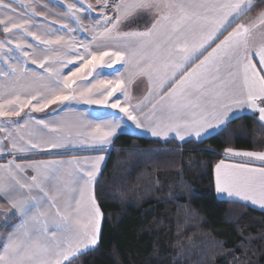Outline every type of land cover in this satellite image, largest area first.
I'll use <instances>...</instances> for the list:
<instances>
[{"label": "snow or ice", "instance_id": "1", "mask_svg": "<svg viewBox=\"0 0 264 264\" xmlns=\"http://www.w3.org/2000/svg\"><path fill=\"white\" fill-rule=\"evenodd\" d=\"M77 2L67 4L64 12L75 27L65 23L50 30L36 23L33 5L24 4L26 11L17 13L10 0H0V26L6 34L21 37L15 44L20 55H13L8 47L11 40L0 41V59L7 65V70L0 69V78L8 81L0 86V118H8L0 123V132H5L0 153L7 151L14 157L0 164V195L14 210L13 216L20 217L0 243V264H71L70 258L99 242L103 213L94 182L103 156L85 161L90 163L88 168L75 160L15 161L17 155L74 144L70 137L79 121L59 115L75 112L73 101L119 109L139 128L141 121L135 113L141 105L130 104L125 85L145 76L149 82L146 99L155 101L148 117L153 137L167 139L174 133L180 141L191 135L199 138L224 125L234 109L258 112L264 122V43H251L257 24L238 23L255 7L253 0H105L86 42L76 40L73 33L79 29L78 14L90 11L91 5L77 7ZM108 9L114 15H108ZM139 13L151 14L150 26L122 31L121 26L142 19ZM258 21L264 27V12ZM28 61L42 71L30 70ZM118 62L124 71L114 70L109 78L103 69ZM117 92L123 95V105ZM53 105L57 108L49 114L51 118L31 115ZM12 117H21L23 122ZM9 124L15 132L8 130ZM120 127L116 120L89 123V145L103 150ZM225 155L245 162L221 160L216 165L217 193L264 208V166L247 162L264 165V152L227 148Z\"/></svg>", "mask_w": 264, "mask_h": 264}, {"label": "trees", "instance_id": "2", "mask_svg": "<svg viewBox=\"0 0 264 264\" xmlns=\"http://www.w3.org/2000/svg\"><path fill=\"white\" fill-rule=\"evenodd\" d=\"M227 148L264 151L257 114L200 141L118 134L95 184L100 241L71 264H264V211L216 194Z\"/></svg>", "mask_w": 264, "mask_h": 264}, {"label": "crops", "instance_id": "3", "mask_svg": "<svg viewBox=\"0 0 264 264\" xmlns=\"http://www.w3.org/2000/svg\"><path fill=\"white\" fill-rule=\"evenodd\" d=\"M73 1H75V0H73ZM73 1L68 0V3L69 4L73 3ZM85 1L87 4L85 6L81 5L79 7L87 8L88 5H91V8L93 10H95V12H96L94 14V16H92V17L89 16V11L84 12V15L82 17L83 23L85 24L84 26L86 27V30L88 31V28L91 25H93L94 23L96 25L97 18H99L102 15L101 8L103 7L105 0H94V1L91 0V3H89L88 0H85ZM256 1L257 0H253V3L255 4ZM108 2L111 3L112 0H108ZM36 3L38 4V6H37L38 8H41V4H44L45 7H47V5H48V8L50 9L51 5H56L57 0H37ZM40 10H42V9H40ZM107 11H108V15H114V13L110 9H108ZM261 12H264V9L257 11L255 13H249L248 12L238 21V23L246 24V25L252 24V23L257 24V28L253 31V36H252V40H251V43L255 46H259L261 43H264V27H261L259 25V21H258V16ZM138 16L142 17V19H137L136 22L130 23L127 26H121V30L122 31L144 30L145 27L150 26L151 18H152L150 13H139ZM233 27H235V24L233 25ZM229 31H231V29H229ZM226 34L227 33H225V35ZM91 36H92V34H89L88 32H86L85 34L81 35V40L86 42V41L91 39ZM220 38L223 39L222 36ZM218 42L219 41H217V43ZM201 59H202V57H201ZM258 60H259L258 56L254 55L253 62L256 63L257 67L259 68L261 66L258 63ZM197 63H198V61H197ZM111 69H113V71L118 69L119 71L123 72L124 71L123 63L118 62L117 64H114ZM114 74H115V72H114ZM125 87L127 89L130 104L133 106H135L137 104L141 105L138 112L135 113L136 115H138V117L141 121V125H142L141 127L137 128L135 123L131 120H128L127 116H125L124 113L120 112L119 109H113L107 105H95V104L89 105V104L84 103L83 101H73L72 107L75 109V112H60L59 115L60 116H67V118H69V119L79 121L80 126H78L77 128H74L72 130V136L70 137L74 141V144L72 146H70L68 148H64V149L45 150L43 152L25 153V154L17 155L15 157L16 163H28V162H32V161H48V160H64V161L75 160V161L80 162V167L88 168V167H90V163H85V161L90 162V161L95 160V158L98 156H103L104 159L100 163V170L97 173L96 180L94 182V189H95L96 181H97V179H98V177H99V175H100V173L104 167V164L107 160L108 154H109L110 150L114 147L115 138L117 137L118 134H120L122 132H129V133H133V134H137V135L149 136V137L157 138V139H161V140H168V139L173 138V139H176L179 143H183V142H186L188 140H197V141L203 140V139L207 138L208 136L218 132L220 129H222L228 121H230L233 118H236L242 114H245V113H255V114H257V116L259 118V113L255 112L251 109H248V108L234 109L230 113L229 119L226 121V123L224 125H221L218 128L214 127L212 129H209L207 132L203 133L199 138H197L195 135H191V136L186 137L184 141H180L178 138L175 137L174 133H170L169 136L167 137V139L161 138V137H153L151 135V132L149 131V125H151L152 120L148 117H149V113L151 112V109H152V103H155V101L154 100L149 101L148 99H146V97H148V92H149V82H148L147 77H145V76L134 77L125 85ZM116 96H118L120 98V102L123 105L124 99H123L122 93L117 92ZM111 102L112 101H110V103ZM53 108H57V106L53 105L50 108L46 109L44 112H35V113H31V115L33 117H35L36 119L51 118L49 116V114L52 113ZM25 112H29V109H25ZM21 117H24V113L21 114ZM21 117H12L11 119L20 121L22 123L23 121L21 120ZM24 118L26 119L27 117H24ZM7 119L8 118H0V123L6 122ZM105 120L119 121L121 124V127L117 130V134L114 137H112L111 144L104 146L103 150H100L99 148L91 147L89 145V141H90L91 137L88 134L89 130L87 128V125L89 123H92V124L101 123ZM262 123L264 124V122H262ZM7 127H8L9 131H13V132L16 131V129L13 125L9 124ZM4 136H5V132H0V139H2ZM81 140H83L84 142L81 143L80 142ZM4 143H5L6 147L9 146L7 140H5ZM232 149L234 151H242V152L243 151L264 152V151H253V150H246V149H234V148H232ZM12 159H14V157L10 153H8L7 151L0 153V164H6L8 162V160H12ZM221 160L225 161L226 164L245 162V160L243 158L226 156L225 152H224L223 158L220 159L214 166V175H215L216 165L218 163H220ZM247 162L250 163L252 166H255V167L264 166L259 161L252 160V161H247ZM65 167L67 168L69 166L65 165ZM2 174L3 173L0 172V175H2ZM31 174L32 173L29 170L27 172V175L30 176ZM216 194L221 199L241 201L235 197L229 198V197H227L226 194H219V193H217V191H216ZM95 196H96V194H95ZM241 202H245V201H241ZM97 203H98V201H97ZM245 203H248L257 209L264 211V208H260L258 205H253L250 202H245ZM100 210H101V208H100ZM13 211L14 210H12L10 208V206H9L7 200L4 198V196L0 195V243L5 241L7 234L10 231H12L13 227L20 222V217L18 215L13 216ZM101 212H102V210H101ZM103 220H104V214H103V219L101 222V231H102ZM99 241H100V239H99ZM96 246H94V247H96ZM94 247H90L88 250H90ZM75 257H72L70 259H73ZM65 263H67V262H65Z\"/></svg>", "mask_w": 264, "mask_h": 264}, {"label": "rangeland", "instance_id": "4", "mask_svg": "<svg viewBox=\"0 0 264 264\" xmlns=\"http://www.w3.org/2000/svg\"><path fill=\"white\" fill-rule=\"evenodd\" d=\"M71 1V0H69ZM73 1V0H72ZM94 1V0H93ZM92 1V2H93ZM12 3V6L17 10V13H24L26 9L23 7L24 4H31L35 7L36 12L38 13V16L36 17V23L39 25H42L46 29L50 30H57L60 29L61 26L65 23H68L70 27H75L74 24L69 22L65 17H64V12L66 10V5L69 4L68 0H57L56 5H51L50 9L45 7L44 4H41V8H38V4L36 3L37 0H10ZM40 2V1H39ZM73 2H76L73 1ZM89 3H91V0H88ZM87 3L85 0H79L77 2V6H85ZM38 8V9H37ZM42 9V10H40ZM95 10L91 8L89 11V16L92 17L95 14ZM80 16V21H79V29L78 31H75L73 33L74 37L76 40L80 41L81 40V35L85 34L88 32L89 34H92L95 26V23L91 25L88 28V31L86 30V27L84 26L85 24L83 23V15L84 12L78 14ZM2 16V14H0ZM15 31V30H14ZM21 39L19 34L13 35L12 33L6 34L3 31V26H0V41H8L11 40L12 43L8 45V47H11L13 49V55H20V53L15 51V44L17 40ZM24 39H27L29 43L36 44L37 42L34 41L31 37H24ZM27 50V49H26ZM11 63V61H10ZM28 67L32 71H42V69H39L38 65L32 64L31 61H28ZM0 69L7 70V65L4 63L3 59H0ZM103 72L106 74H109V78H111L112 75H114V71L111 68H104ZM8 83V81L4 78H0V86Z\"/></svg>", "mask_w": 264, "mask_h": 264}]
</instances>
